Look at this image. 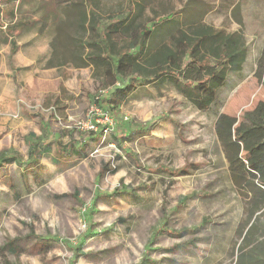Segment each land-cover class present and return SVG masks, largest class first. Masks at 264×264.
Returning a JSON list of instances; mask_svg holds the SVG:
<instances>
[{
  "label": "rangeland",
  "instance_id": "rangeland-1",
  "mask_svg": "<svg viewBox=\"0 0 264 264\" xmlns=\"http://www.w3.org/2000/svg\"><path fill=\"white\" fill-rule=\"evenodd\" d=\"M145 1L167 16L188 0ZM203 1L217 27L244 24L250 49L218 105L199 112L172 87L159 96L150 85L105 113L96 102L106 93L68 58L76 10L59 0H0V264H232L246 202L215 124L221 113L240 119L264 101L255 77L264 0ZM32 133L58 142L38 166L28 164ZM72 146L88 158L56 152ZM105 163L117 172L102 174ZM182 169L190 175L179 176Z\"/></svg>",
  "mask_w": 264,
  "mask_h": 264
},
{
  "label": "trees",
  "instance_id": "trees-1",
  "mask_svg": "<svg viewBox=\"0 0 264 264\" xmlns=\"http://www.w3.org/2000/svg\"><path fill=\"white\" fill-rule=\"evenodd\" d=\"M201 5L193 0L181 11L160 18L157 13L150 17L145 3L136 2L131 7L129 2L128 8L117 14L116 21L101 32L95 26L99 18L96 12L80 13L81 31L88 29L90 38L86 46L80 40L79 51L72 54L71 61L77 68L93 66L95 82L107 92L102 101L96 102L105 113L119 111L150 85L159 92L165 85L172 86L199 112H208L218 105L229 76L242 71L249 48L243 31L228 32L208 24L207 11ZM65 63L59 61L58 65ZM255 77L264 86V48ZM215 131L232 182L246 202L245 216L229 250L232 264H264V101L244 112L240 119L219 114ZM27 140L30 166H38L52 156L54 144L58 143L45 142L33 133ZM70 149L56 152L67 160L88 158L83 148ZM61 158L55 157L54 162L60 164ZM3 159L1 155L0 162ZM101 167L102 174L117 172L106 163ZM178 175L187 176L190 172L182 169Z\"/></svg>",
  "mask_w": 264,
  "mask_h": 264
},
{
  "label": "crops",
  "instance_id": "crops-1",
  "mask_svg": "<svg viewBox=\"0 0 264 264\" xmlns=\"http://www.w3.org/2000/svg\"><path fill=\"white\" fill-rule=\"evenodd\" d=\"M81 2H78V3H76V2H67V3H62L61 2V6H64L65 8L63 9V10H67V9H70V8H73V9H75L76 10V12H77V19H76V22H75V24H76V31H75V38H74V42H75V50L69 55V60H70V62L72 63V61H71V56H72V54H74V52L75 51H79L78 50V48H77V45H79V43H80V40H82V44L83 45H87L88 43V41H89V38H90V31L87 29V27H88V25H90V21H88L85 25H86V29H87V31L85 32V31H81V28H80V24H81V22H80V13H82L83 11L84 12H86L88 15H90L91 14V12H96V14L98 15V23H97V25H95V26H97L98 28H99V30H100V32L101 31H103V29L106 27V26H108V25H110V24H112V23H114L115 21H116V18H117V14L119 15L120 13H122V11L123 10H126L127 8H128V5H129V2H130V5H131V7H133L134 6V4L136 3V2H143V3H145V5L147 6V14L150 16V17H154L155 15V13H157V14H159L160 15V18H165V17H167V16H169V15H172V14H174V13H177V12H179V11H181L184 7H185V5L188 3V2H190V1H193V0H188L187 1V3L182 7V9L181 10H178V11H176V12H172V13H170L169 15H167V16H163V15H161L155 8H152V7H150L148 4H147V2L145 1V0H128V1H126V0H121V1H119L118 3H115L113 0H112V2H111V4H103L102 3V0H80ZM196 1H199V3H201L202 5H201V8H203L204 10H206L207 11V13H206V17H205V20H206V22L208 23V24H211V25H213L214 27H216V28H218V29H224V30H226V31H228V32H235V31H229V30H227V29H225V28H222V27H217L216 25H214V24H212V23H210L209 21H208V15H209V13H210V8H208V6H207V4H205V2L203 1V0H196ZM102 14H104L105 16H106V18H104V17H102ZM105 20H106V22H105ZM239 23V25L241 26L237 31H243V33H244V35L246 36V33L244 32V24L241 22V21H239L238 22ZM247 39V38H246ZM247 44H248V41H247ZM248 48H249V45H248ZM86 51V53L84 54V56H83V58H84V60H85V58H86V56H87V53H88V49H86L85 50ZM261 55V54H260ZM249 56H250V49H249V52H248V57H247V59H246V62H245V64L243 65V69H242V71L240 72V73H236V74H231L230 76H229V79H228V85H227V87L224 89V90H226L228 87H229V83H230V78L231 77H233V76H238V75H240V74H242L243 73V71H244V69H245V66H246V64H247V61H248V59H249ZM260 57V56H259ZM259 59V58H258ZM60 62H66L67 63V59H65V60H63V59H61V61ZM73 64V63H72ZM64 65V64H63ZM62 65V66H63ZM58 66H61V65H55V66H52V67H58ZM74 66V65H73ZM74 68L76 69V70H88L89 72H90V75H91V77L93 78V71H94V68H93V66L92 65H90V66H88V67H85V68H77V67H75L74 66ZM257 69V68H256ZM256 72V71H255ZM93 80H94V78H93ZM94 82H95V80H94ZM95 84H96V86H97V88H98V90H100L101 92H104V93H107L106 91H102L101 89H100V87L98 86V84L95 82ZM168 85H165V86H163V87H167ZM163 87L161 88V90H160V92L158 91V94H159V96H162L161 95V91L163 90ZM169 87H172V86H169ZM173 88V87H172ZM147 89V88H146ZM174 89V88H173ZM175 90V89H174ZM223 90V91H224ZM176 91V90H175ZM177 92V91H176ZM177 94H178V92H177ZM179 95V94H178ZM180 96V95H179ZM180 97H182V96H180ZM183 98V97H182ZM184 99V98H183ZM185 100V99H184ZM186 101V100H185ZM187 102V101H186ZM188 103V102H187ZM189 104V103H188ZM190 105V104H189ZM191 106V105H190ZM195 109V108H194ZM198 111V110H197ZM222 114V113H221Z\"/></svg>",
  "mask_w": 264,
  "mask_h": 264
},
{
  "label": "built area",
  "instance_id": "built-area-1",
  "mask_svg": "<svg viewBox=\"0 0 264 264\" xmlns=\"http://www.w3.org/2000/svg\"><path fill=\"white\" fill-rule=\"evenodd\" d=\"M103 117H105V120L107 121V123H109V126L110 127H113L114 126V123L110 119L107 118L108 116H103Z\"/></svg>",
  "mask_w": 264,
  "mask_h": 264
}]
</instances>
